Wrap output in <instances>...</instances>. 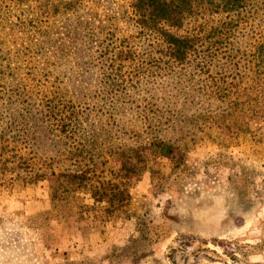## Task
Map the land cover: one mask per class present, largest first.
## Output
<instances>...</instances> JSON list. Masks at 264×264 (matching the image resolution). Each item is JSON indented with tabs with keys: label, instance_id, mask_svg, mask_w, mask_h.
Wrapping results in <instances>:
<instances>
[{
	"label": "rangeland",
	"instance_id": "rangeland-1",
	"mask_svg": "<svg viewBox=\"0 0 264 264\" xmlns=\"http://www.w3.org/2000/svg\"><path fill=\"white\" fill-rule=\"evenodd\" d=\"M130 1L0 0V264H264V0L171 29L196 34L180 61ZM121 151V208L51 197L68 169L115 180Z\"/></svg>",
	"mask_w": 264,
	"mask_h": 264
},
{
	"label": "trees",
	"instance_id": "trees-1",
	"mask_svg": "<svg viewBox=\"0 0 264 264\" xmlns=\"http://www.w3.org/2000/svg\"><path fill=\"white\" fill-rule=\"evenodd\" d=\"M40 1V0H37ZM60 7L67 9L76 6L81 0H57ZM250 0H131L130 7L135 23L145 29L155 31L166 43L170 56L176 60H183L192 46L196 34L179 35L171 29H178L186 19H194L204 14L231 16L240 11ZM52 6V4H50ZM41 8V6L39 7ZM205 17V16H204ZM235 26L228 22H219V29L215 35L223 34L230 38ZM223 30V31H222ZM252 61V78H262L261 86L252 97L253 107L259 111L257 115L264 124V36L255 41L250 50ZM248 89V87H247ZM158 153L169 157L173 147L167 142L158 141ZM120 165L113 171L115 180L100 179L93 169L65 170L60 173L63 182L60 187L51 191V197L59 190L71 197L76 192H84L93 202L104 203L106 212L115 211L126 204L130 193L126 181L127 174H138L137 165L128 160L122 151L119 153ZM118 177V179H116ZM53 192V193H52ZM76 198H78L76 196ZM58 199V197H57ZM74 205H69L72 208Z\"/></svg>",
	"mask_w": 264,
	"mask_h": 264
}]
</instances>
